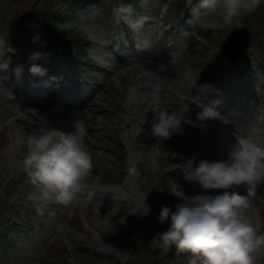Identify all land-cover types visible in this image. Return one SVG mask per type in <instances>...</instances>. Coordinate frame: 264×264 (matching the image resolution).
Wrapping results in <instances>:
<instances>
[{"label": "rangeland", "instance_id": "rangeland-1", "mask_svg": "<svg viewBox=\"0 0 264 264\" xmlns=\"http://www.w3.org/2000/svg\"><path fill=\"white\" fill-rule=\"evenodd\" d=\"M33 1L0 0V25L29 15ZM143 2L140 12L135 17H129L131 21L146 18L144 29L137 33H133L125 21L117 24L113 16L106 25L101 16L100 10H104V6L100 1L90 0L81 10L90 6L98 10L96 22L103 26L106 40L110 42L106 51L111 53V57H106L99 45L90 43L87 27L79 23L68 24L76 16L59 24L85 36L94 54L110 60V64L98 63L91 56L86 66H78L73 59L66 65L67 59H63L58 72L50 71L44 66L46 39L38 25L21 30L17 48L0 46V201L7 205L2 224H14L20 231L18 236L0 234V264H46L43 253L52 238L66 246L69 264H115L116 259L125 262L130 259L131 253L128 234L135 231L134 238L141 242L150 232L160 184L155 175L169 155L174 159L188 155L187 159L165 166L171 196L178 203L180 196H192L201 191L198 184L186 179L190 160L194 169L201 160L226 159L227 148L235 142L236 134L264 144V106L260 105L264 104L262 72L254 75L255 88L242 100L230 93L232 87L228 79L234 71L233 63L222 60L220 88H223L225 96L222 106L216 110L213 106L216 91L207 99L186 92L194 84L197 87L195 74L198 70L194 73L189 67L175 65L171 60L172 54L189 56V45L194 43L191 41L192 33L199 30L197 21L193 20L194 9L204 11L199 7L200 0H190L189 17H183L178 22L181 31L177 41L167 45L163 44L164 41L157 44L160 39L155 32L160 26L157 25L160 19L157 0ZM208 19L210 23H215L217 18L209 14ZM239 25L240 21L222 30L226 34ZM145 30L153 42L148 52L130 44L136 39L142 42ZM37 35L40 39L33 42V37ZM164 38L171 39L172 35L165 34ZM118 45L124 48L122 59L115 56ZM22 51L23 55H29V59L33 53L42 55L34 61L20 62ZM250 56L254 57V54ZM130 57L135 59L129 61ZM33 64L41 67L44 74H33L30 71ZM161 64L167 65V71L158 73V78L148 79V73L142 74V66L156 72ZM113 75L120 78L125 86L116 88L110 81ZM137 77L145 85L142 91L153 92L154 99L149 97L138 104H127L126 83ZM205 107H211L218 113L215 118L218 122L209 119L206 128L182 122L183 133H173L168 145L150 135V123L147 121L154 118L153 111L167 110L169 114L183 112L187 119L195 121L196 114ZM83 113L88 133L86 147L93 158L92 169L84 180L85 191L79 200L68 206L55 203L42 206L29 199L30 194L37 190L20 164L26 151L22 141L45 126L70 132L72 122ZM222 118L233 122L234 127L220 122ZM115 135L121 137L122 145L130 153L127 166L138 167V173L128 172L118 181L114 180L116 172H112L111 180H107L110 170L105 164L113 157L106 141L110 142ZM101 155L106 157L105 161H101L105 163L96 159ZM178 155L180 157H176ZM144 172L150 176L147 181L142 176ZM236 190L242 195L247 194L243 186ZM144 204L150 212L142 216L140 212L146 210ZM41 207L42 212H38ZM243 214L253 222L258 234H264V227L258 228L260 224L264 225V185L258 188L252 205ZM77 215L79 222L76 223L72 219ZM189 259L190 254L179 253L166 264H188ZM256 264H264V254L258 256Z\"/></svg>", "mask_w": 264, "mask_h": 264}, {"label": "clouds", "instance_id": "clouds-1", "mask_svg": "<svg viewBox=\"0 0 264 264\" xmlns=\"http://www.w3.org/2000/svg\"><path fill=\"white\" fill-rule=\"evenodd\" d=\"M261 4L262 0H200L199 7L204 11L194 9L196 14L193 20L197 21L200 31H207L210 27L214 30L224 29L254 13ZM132 11L130 4L121 3L112 10V14L117 24L125 21L133 33H137L144 29L146 18L131 21L129 17ZM209 14L217 18L215 23L209 22ZM97 15L95 6H90L78 11L76 19L68 24L79 23L87 27L90 43L99 45L104 49L105 56L111 57V53L106 51L110 42L106 40L103 26L96 22ZM57 30L67 33L71 28L60 25ZM192 35L199 38L197 31ZM39 39V35L34 36L33 42ZM152 44L151 36L145 30L144 40L138 42L136 47L148 52ZM87 51L96 62L111 63L105 57L96 56L92 48ZM41 55L33 53L30 59L34 61ZM134 59L130 57L129 61ZM30 71L44 74V70L36 64L30 67ZM166 71L167 65L164 64L159 65L156 72L142 66V74L148 73V79H156L158 73ZM110 81L116 88L125 86L115 75L110 77ZM144 86L139 82V77L129 79L126 83V103L138 104L149 97L154 99L153 92L142 91ZM153 113L154 118L147 121L150 123V135L158 137L161 142L171 138L173 133L182 134V122L190 123L192 127L206 128V121L218 116L211 107L198 112L195 121L187 119L183 112L169 114L164 110ZM87 134L83 113L72 122L70 132L45 126L22 141L26 151L20 164L37 190L30 194L29 199L42 206L48 203L68 206L81 198L86 188L84 180L92 169V157L86 147ZM189 169L186 179L198 184L201 191L192 196H180L175 210L168 206L161 207L157 220L161 224L166 221L170 223L166 231L153 237L150 247L166 254L174 246L178 254H190L188 264H256L258 256L264 254V234H258L256 226L243 211L252 205L258 188L264 185V144L236 134L235 142L227 148L226 159L212 162L201 160L194 169L190 160ZM241 186L245 187L247 194L242 195L236 190ZM145 209L140 212L142 216L150 212L147 205ZM37 211L42 212V207Z\"/></svg>", "mask_w": 264, "mask_h": 264}, {"label": "trees", "instance_id": "trees-1", "mask_svg": "<svg viewBox=\"0 0 264 264\" xmlns=\"http://www.w3.org/2000/svg\"><path fill=\"white\" fill-rule=\"evenodd\" d=\"M88 0H37L34 5V11H30L28 17L24 19H19L13 21L8 25H3L0 27V42L11 46L19 42L21 35V28L25 22L33 19V14H39L43 17L44 21L46 19V29L49 33L46 39V64L48 66L54 65L55 61L61 58L62 55L69 57L70 59H75L79 64H83V61L89 58L88 49L86 46L87 38L82 34L68 31L67 33L58 31L57 26L60 23H64L72 18L81 7H84L87 4ZM112 4L117 5L118 0H109ZM124 4H130L132 6V14L135 15L140 12L144 6L143 0H122ZM107 3V1L105 2ZM173 9L182 8L181 2H176L172 5ZM247 24H252L255 26L256 31H258L262 36L261 32H264V0H262L261 6L252 14L246 15L242 18ZM52 35V36H51ZM204 41L202 42V53L199 54L203 60L200 63L201 70L206 75L210 76L215 69V61L218 59L217 50L219 43L217 40V34L211 30L204 31L203 33ZM60 42L63 49L60 50V47L56 44ZM195 53L196 51L193 50ZM260 56L264 59V46L260 49ZM190 58H182L180 55L176 57L178 62H185L190 65ZM197 65V63H194ZM171 138L165 140L170 144ZM1 144V143H0ZM110 145V144H109ZM114 151L112 159L107 163V168L112 172H116L118 178H122L127 172L125 168V161L127 158L126 149L121 145L120 141L113 142L110 145ZM187 155H185L186 157ZM100 159H104L103 156ZM99 159V160H100ZM180 159V158H178ZM178 159H170L169 162L173 163ZM112 172L109 173L108 180H111ZM158 180L160 184L157 188L156 203L154 206V220L150 227V234L142 242H137L133 235V231L128 234V239L131 247V259L128 261H122L116 259L115 264H164L168 261L173 255L177 253L175 247L171 249L168 253H163L159 249H153L150 247V242L153 237L162 231H166L170 221H166L164 224L159 223L157 216L161 210L162 206H168L169 208L174 209L176 201L171 196L170 186L168 184V178L165 173L160 172L158 175ZM143 177L147 180L150 176L144 173ZM160 190V191H158ZM7 209L6 203L0 201V225L2 226L0 234H10L16 236L17 228L7 224H2V219ZM75 221H79L76 217ZM69 253L66 251V246H62L58 242L52 243L49 248L44 253L43 261L46 264H69Z\"/></svg>", "mask_w": 264, "mask_h": 264}, {"label": "water", "instance_id": "water-1", "mask_svg": "<svg viewBox=\"0 0 264 264\" xmlns=\"http://www.w3.org/2000/svg\"><path fill=\"white\" fill-rule=\"evenodd\" d=\"M251 42V31L248 28H237L224 41V52L232 59L246 54ZM238 48L236 51L234 49Z\"/></svg>", "mask_w": 264, "mask_h": 264}]
</instances>
